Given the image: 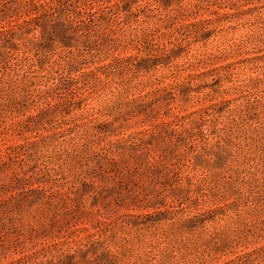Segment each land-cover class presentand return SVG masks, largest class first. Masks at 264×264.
Here are the masks:
<instances>
[{
  "label": "rangeland",
  "instance_id": "1",
  "mask_svg": "<svg viewBox=\"0 0 264 264\" xmlns=\"http://www.w3.org/2000/svg\"><path fill=\"white\" fill-rule=\"evenodd\" d=\"M0 264H264V0H0Z\"/></svg>",
  "mask_w": 264,
  "mask_h": 264
}]
</instances>
